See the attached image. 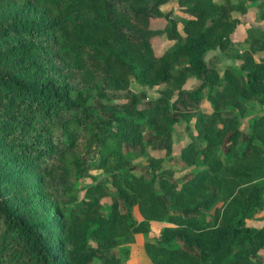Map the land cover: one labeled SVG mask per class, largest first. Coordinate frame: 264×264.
<instances>
[{"label":"trees","instance_id":"trees-1","mask_svg":"<svg viewBox=\"0 0 264 264\" xmlns=\"http://www.w3.org/2000/svg\"><path fill=\"white\" fill-rule=\"evenodd\" d=\"M168 1L25 0L0 17V264H121L110 251L123 232L149 229L135 221L133 206L147 220L165 219L170 207L179 212L167 218L175 226L146 249L154 264H246L264 251V227L245 223L264 208L262 183H239L251 170L226 167L217 153L223 144L240 161L264 159V114L253 118L249 133L239 120L247 101L264 106V29H247V48L234 64L220 70L206 58L233 45L240 22L233 14L245 13L247 2H257L264 21V0H178L188 15L178 18L161 10ZM155 18L165 19L163 28H151ZM160 35L174 43L156 55L152 40ZM133 80L169 88L143 103ZM192 80L197 85L186 88ZM204 89L211 113L198 107ZM178 105L197 117L181 159L194 164L195 146L205 143L204 167L175 185L168 202L154 192L153 178L129 177L138 165L123 156L153 146L170 155ZM9 165L36 174L42 187L31 198L39 195L38 202L7 195L15 172ZM93 166L124 176L108 213L98 199L77 200L75 183L91 177ZM231 254L236 259H227Z\"/></svg>","mask_w":264,"mask_h":264},{"label":"rangeland","instance_id":"rangeland-1","mask_svg":"<svg viewBox=\"0 0 264 264\" xmlns=\"http://www.w3.org/2000/svg\"><path fill=\"white\" fill-rule=\"evenodd\" d=\"M216 2H223L224 0H215ZM235 2V0H232ZM25 0H0V17L9 15L15 9L21 7ZM178 0H170L161 6L163 12H172L174 17H188L187 14L178 10L177 6ZM245 13H234L233 16L240 20L239 24L236 26L235 30L231 34V39L233 45L227 50H215L208 52L206 58L209 63L219 67L222 70L226 65H232L235 63V58L238 57L246 48L245 39L247 36V29L251 26L261 27L264 29V21H260L257 18L258 9L257 2H247ZM165 24L164 18H155L151 21V28L161 29ZM180 33L184 35L181 30V24L179 23ZM174 41L167 40L164 35L156 36L152 40V46L156 55L162 54L167 50ZM198 82L195 80L189 81L186 88H194ZM130 88L137 95L143 98V103L156 99L161 91L168 89L167 85H158L152 88L146 86H141L137 84L134 80L130 84ZM202 100L198 104L199 109L203 113H211L213 111L212 105L209 103V91L204 89L201 92ZM248 110L244 118H240V128L243 133H249L251 131L252 120L254 117L264 114V106L259 104L257 101L251 100L247 101ZM176 111L179 113L180 118L174 124L171 140H172V153L170 155H165L163 149H159L156 146L148 147L146 149V154L142 156H132L128 153L123 156V162L128 164L132 163L138 165V168L131 171L130 176L142 177L144 181H149L151 178L154 179L153 190L156 194H162L169 202L168 193L169 191H174L181 187L183 178L186 177L191 171L198 168H203V153L202 148L205 143H200V145L195 146L196 157L195 163L192 165H187L182 159L183 148L193 141V137L197 134V128L195 123L197 117L192 111L178 105ZM221 127V125H218ZM254 144L260 145L258 140L253 141ZM245 142H241V146H244ZM218 155L221 158L224 166H237L245 165L248 167L252 176L247 179H240L241 184H251L256 181L261 182L264 190V159L257 157H250L245 161H240L236 152H230V154L225 153L223 144L218 149ZM161 159L158 165L150 164L149 159ZM96 158L93 163H97ZM110 166H114L115 162L112 161ZM13 172L10 177L14 179L12 186L6 188L7 195L18 201L19 199L29 198L31 203L38 202L39 195L36 198H31V195L40 191L42 185L38 181V178L34 172L29 169H25L23 172L16 170V166L9 165ZM91 177H82L78 179L75 183V188L77 192V200L88 201L91 199H98L100 209L104 213L109 212V206L112 204V195L115 193L117 186L124 183V176L120 171L109 172L105 168H99L93 166L89 171ZM264 194V191H263ZM30 196V197H29ZM225 201L223 199L217 202V206L223 207ZM48 203L47 206H50ZM80 208L81 206L78 205ZM133 218L136 222H146L149 229L144 232H133L125 230L122 234L121 243L111 249L110 252L117 253L121 259V264H154L147 252L149 245L155 243L158 239V235L161 230L165 227L175 226L173 222H169L167 218L169 215L174 213H179L174 207H170V212L165 216V219L157 218L147 220L140 212L137 206L131 208ZM177 211V212H176ZM245 223L249 227L261 228L264 227V208L257 211L255 217H251L245 220ZM181 245V244H180ZM256 258H251L246 264H264V251L258 250L256 253ZM227 259L234 260L236 257L231 254ZM94 264H103L99 259H94Z\"/></svg>","mask_w":264,"mask_h":264}]
</instances>
